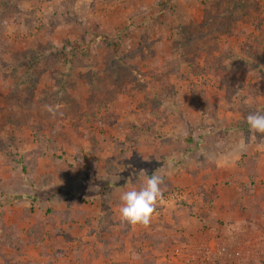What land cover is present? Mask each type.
Returning a JSON list of instances; mask_svg holds the SVG:
<instances>
[{
  "label": "rangeland",
  "instance_id": "1",
  "mask_svg": "<svg viewBox=\"0 0 264 264\" xmlns=\"http://www.w3.org/2000/svg\"><path fill=\"white\" fill-rule=\"evenodd\" d=\"M263 103L264 0H0V264H158L183 230L203 244L215 188H264V174L211 182L185 152L252 134ZM155 146L183 155L178 173L143 160ZM158 170L151 223L127 228L121 194ZM252 242L237 235L233 264H264Z\"/></svg>",
  "mask_w": 264,
  "mask_h": 264
},
{
  "label": "crops",
  "instance_id": "2",
  "mask_svg": "<svg viewBox=\"0 0 264 264\" xmlns=\"http://www.w3.org/2000/svg\"><path fill=\"white\" fill-rule=\"evenodd\" d=\"M137 8L146 9V4L140 3V7ZM167 10L168 9L163 8L160 11L167 12ZM258 100L260 101V99ZM263 109L264 108H257V110L254 109V112L263 111ZM192 128L193 127H191V129ZM250 136L251 139H249ZM203 139L206 140V145H203L202 138L194 137L195 147H193L190 151L187 150V152L185 153H188V159H193L195 161L194 168L192 169L195 171H200L203 175H210L212 179H210L209 181L212 182L215 179L214 177H228L229 180L234 181V178L232 177L234 175L247 177L250 175L260 176L264 174V137L262 139L257 134L248 135L247 133L244 134V132L243 134L241 133L240 135H236L235 132L227 131L223 132L221 135H209L207 137H204ZM241 141H244L247 144V148L245 151L238 150L237 146ZM153 149L155 153L151 152L150 154L145 155L143 158V160H145L147 163L148 161H152V159H155L156 162H161V164L164 162L166 163L172 161L175 164L172 166L173 170L171 171V173L177 172L179 168H182L179 166V162L183 159V155H181V153L179 152H175V147L172 148L167 146L165 150H163L160 149V146L158 148L157 146H155L153 147ZM249 162L253 164L251 165L249 164ZM220 180H222V178ZM243 180L245 181L246 179L244 178ZM215 181L217 182L218 180L215 179ZM244 184L245 185L243 189L239 186L237 188H232L231 186L224 187L221 185L215 188V201L212 202L213 207L209 209L207 218L204 220V225L207 226L206 228H204L203 234L204 236H207L206 241L224 243L228 246H233L234 240L237 239V235H245L247 238H253L254 242L252 243L257 247L261 246L263 250L264 188H261L260 185L255 182L253 183L249 181ZM210 187L212 188L211 185ZM99 196L100 195H98V197ZM114 205L115 203L113 201H110V212H113L115 214L116 211H113V209H115V207L113 208ZM101 218L103 217H97V219L95 220V222L97 221L96 224ZM191 225L193 226V228L198 227L195 224H190L189 226ZM260 226L263 227L259 229ZM130 227V225H127V228ZM183 231H185L183 232V234L187 236L185 237L183 235L182 240L184 241V243H177L172 246V249L178 244L185 247H193L195 245L194 242L200 240L201 238L200 234H197V231ZM123 233L125 234V230L123 231ZM158 234L160 239H163V241L171 237V235H165V233ZM233 237H235L236 239H233ZM237 243H239V246H242L245 241ZM146 251L148 250H145V252ZM94 252H97L98 254L97 250L90 252L89 254H87V256L91 257L90 254H94ZM260 252L263 251L260 250ZM245 254L248 256L251 255L252 252L249 249ZM110 255H112L111 251H109V255L106 256ZM115 255L124 256L125 253L120 254V252L117 251ZM90 257L89 261L91 260ZM152 258L155 259L154 256ZM168 259H170V257ZM168 259L165 255H163V257L158 259L157 262L158 264H162L164 262H167L166 260ZM239 260L240 259H238L237 261H231V264H233L234 262L237 263L239 262ZM133 261H130L129 264H147L145 257L140 254L136 255V259H134ZM170 262H173V264H181L180 261L177 262L175 259H170ZM106 264L113 263H111V260L109 259L107 260Z\"/></svg>",
  "mask_w": 264,
  "mask_h": 264
},
{
  "label": "clouds",
  "instance_id": "3",
  "mask_svg": "<svg viewBox=\"0 0 264 264\" xmlns=\"http://www.w3.org/2000/svg\"><path fill=\"white\" fill-rule=\"evenodd\" d=\"M250 133L264 136V113L253 112L247 116ZM251 139V136L249 137ZM239 151H245L247 144L241 141ZM160 170L149 176L141 171L139 177L145 179L139 188L133 187L120 196V220L122 223L136 227H147L152 220L159 199L162 197L163 179L158 174Z\"/></svg>",
  "mask_w": 264,
  "mask_h": 264
},
{
  "label": "built area",
  "instance_id": "4",
  "mask_svg": "<svg viewBox=\"0 0 264 264\" xmlns=\"http://www.w3.org/2000/svg\"><path fill=\"white\" fill-rule=\"evenodd\" d=\"M233 257L231 246L211 241L193 247L178 244L170 254V259L182 261L184 264H220L223 261H231Z\"/></svg>",
  "mask_w": 264,
  "mask_h": 264
},
{
  "label": "trees",
  "instance_id": "5",
  "mask_svg": "<svg viewBox=\"0 0 264 264\" xmlns=\"http://www.w3.org/2000/svg\"><path fill=\"white\" fill-rule=\"evenodd\" d=\"M210 16H211V14L207 15V19H210ZM207 19H206V20H207ZM228 20H229V19H227L226 21H228ZM206 23H208V24L210 25L211 20H208ZM225 23L227 24V22H225ZM193 30H194V31H197L196 28L193 29ZM194 31H193V33H194ZM192 36L195 37L194 35H192ZM192 36H191V39H193ZM142 48H143V47H139L138 50H141ZM105 190H106V189L104 188V189H101L100 192H99L100 198H101V199H104V200L107 199V197H106L107 195H106V191H105ZM164 193H165V191H162V194H164ZM20 198H21V199H26V198H27V199H32L33 201L36 200L35 197L33 198V197H31V196H28V195H25V196L23 195V196H21V197L19 196V197H16L15 199L17 200V199H20ZM212 201H213V200H212ZM212 201H211V202H212ZM31 203H32V202H31ZM111 215H112V212L108 211L107 214H106V216H104V219H100V220H99L100 224H104L105 221H106L105 218L107 217V219H108V218L111 217ZM1 224H2V223H1ZM4 229H5V228H4ZM4 229L2 228V231H4ZM0 230H1V229H0Z\"/></svg>",
  "mask_w": 264,
  "mask_h": 264
}]
</instances>
